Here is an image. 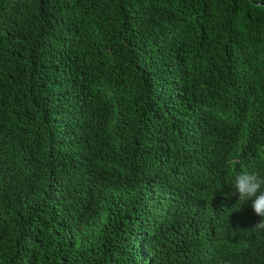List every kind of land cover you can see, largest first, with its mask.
<instances>
[{"label": "trees", "instance_id": "16d2710c", "mask_svg": "<svg viewBox=\"0 0 264 264\" xmlns=\"http://www.w3.org/2000/svg\"><path fill=\"white\" fill-rule=\"evenodd\" d=\"M241 170L264 0H0V264H264Z\"/></svg>", "mask_w": 264, "mask_h": 264}, {"label": "clouds", "instance_id": "9594fccd", "mask_svg": "<svg viewBox=\"0 0 264 264\" xmlns=\"http://www.w3.org/2000/svg\"><path fill=\"white\" fill-rule=\"evenodd\" d=\"M235 168V164L231 165ZM232 192L229 196H237L238 201H251L254 213L261 217V220L252 226L254 231L264 230V175L257 171H239L235 174ZM242 203V204H243Z\"/></svg>", "mask_w": 264, "mask_h": 264}]
</instances>
